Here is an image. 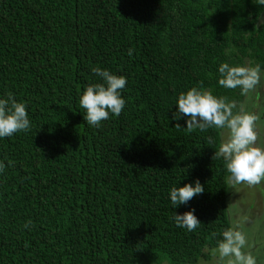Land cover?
I'll list each match as a JSON object with an SVG mask.
<instances>
[{
  "label": "trees",
  "instance_id": "16d2710c",
  "mask_svg": "<svg viewBox=\"0 0 264 264\" xmlns=\"http://www.w3.org/2000/svg\"><path fill=\"white\" fill-rule=\"evenodd\" d=\"M222 63L264 76V5L0 0V99L13 94L31 122L0 138V264L207 260L230 228L221 129L188 132L173 116L193 87L237 112L244 94L219 84ZM93 67L127 79L124 109L98 128L79 104L103 83ZM196 180L205 191L173 206L170 190ZM192 209L200 225L177 227L175 213Z\"/></svg>",
  "mask_w": 264,
  "mask_h": 264
},
{
  "label": "clouds",
  "instance_id": "9594fccd",
  "mask_svg": "<svg viewBox=\"0 0 264 264\" xmlns=\"http://www.w3.org/2000/svg\"><path fill=\"white\" fill-rule=\"evenodd\" d=\"M256 2L264 5V0ZM131 55L132 50H129V56ZM92 72L100 77L103 83L87 86L80 96L79 104L85 110L84 120L87 124L98 128L103 121L109 119L110 114L118 117L124 109L126 101L122 98L121 92L127 84V79L99 67H93ZM218 72L220 74L218 82L221 86L228 89L239 88L242 94L254 90L262 74L259 65L230 66L228 63H222ZM176 106L178 115H174L173 119L186 118L188 132L196 129L203 132L209 128L227 131L226 139L220 144L214 156L222 157L226 162L231 182L258 185L264 181V148L256 146L258 137L254 130V121L257 118L254 115L234 113V105L227 102L226 97L217 98L211 92L198 90L196 87L186 93H180ZM30 127L31 122L25 103L17 102L11 93L0 99V138L28 131ZM4 168L5 165L0 162V172ZM204 191V186L196 180L194 186L185 184L182 187H173L170 190V200L177 208L188 204ZM194 213L195 209L182 214L175 213L177 227L194 231L201 223ZM30 224L31 221L25 224V227ZM245 245L246 237L241 231L235 228L225 230L222 241L218 243L220 260L226 261V264H257L254 256L243 251Z\"/></svg>",
  "mask_w": 264,
  "mask_h": 264
},
{
  "label": "rangeland",
  "instance_id": "374dc122",
  "mask_svg": "<svg viewBox=\"0 0 264 264\" xmlns=\"http://www.w3.org/2000/svg\"><path fill=\"white\" fill-rule=\"evenodd\" d=\"M264 102V76L261 74L259 84L254 90L245 93L238 105L237 112L254 115V130L257 133L256 146L264 148V117L261 119L262 103ZM236 112V113H237ZM227 131H220V144L226 139ZM228 199L226 204L227 218L230 228L241 231L246 237L244 252L256 258L257 264H264V181L258 185L233 183L228 178ZM214 249L203 251L208 259L200 258L196 264H226L221 261ZM165 264V263H163Z\"/></svg>",
  "mask_w": 264,
  "mask_h": 264
}]
</instances>
